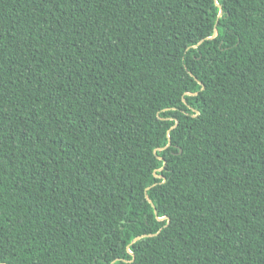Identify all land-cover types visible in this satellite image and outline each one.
I'll use <instances>...</instances> for the list:
<instances>
[{
    "label": "trees",
    "instance_id": "obj_1",
    "mask_svg": "<svg viewBox=\"0 0 264 264\" xmlns=\"http://www.w3.org/2000/svg\"><path fill=\"white\" fill-rule=\"evenodd\" d=\"M0 264H264V0H0Z\"/></svg>",
    "mask_w": 264,
    "mask_h": 264
},
{
    "label": "water",
    "instance_id": "obj_2",
    "mask_svg": "<svg viewBox=\"0 0 264 264\" xmlns=\"http://www.w3.org/2000/svg\"><path fill=\"white\" fill-rule=\"evenodd\" d=\"M220 14H221V13H220ZM147 198L149 199L148 195H147ZM136 240H137V239H136ZM136 240H134V242H135ZM134 242H133V243H134Z\"/></svg>",
    "mask_w": 264,
    "mask_h": 264
}]
</instances>
